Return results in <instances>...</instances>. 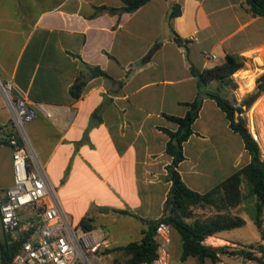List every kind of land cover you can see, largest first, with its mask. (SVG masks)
Masks as SVG:
<instances>
[{
	"label": "crops",
	"instance_id": "0c3cea01",
	"mask_svg": "<svg viewBox=\"0 0 264 264\" xmlns=\"http://www.w3.org/2000/svg\"><path fill=\"white\" fill-rule=\"evenodd\" d=\"M10 1L0 0V77L13 81L15 98L70 109L69 126L64 118L54 123L41 113L26 126L69 219L105 231L104 251L140 241L143 230L164 215L172 158L163 129H178L165 115L185 116L186 104L196 99L198 80L190 68L209 69L225 63L228 54L241 56L245 67L233 75L234 93L251 94L261 75L257 69H264V16L253 15L245 0H150L132 13L97 16L96 7L124 4ZM176 4L181 14L169 19ZM82 62L110 78H92L75 99L69 90ZM254 73L246 90L241 83ZM220 89L228 90L218 81L206 87ZM11 128L0 96V134ZM192 129L177 167L191 190L205 194L250 163L242 136L213 99L204 96ZM0 174L5 190L13 184L7 143L0 145ZM125 220L136 223L139 238L118 245L110 227Z\"/></svg>",
	"mask_w": 264,
	"mask_h": 264
},
{
	"label": "trees",
	"instance_id": "16d2710c",
	"mask_svg": "<svg viewBox=\"0 0 264 264\" xmlns=\"http://www.w3.org/2000/svg\"><path fill=\"white\" fill-rule=\"evenodd\" d=\"M124 4L122 8H112L108 6L96 7L94 16L99 14H123L132 13L147 4L150 0H121ZM249 11L256 16H264V0H245ZM181 14V6L173 5L169 13V19ZM174 40L182 44L183 40L173 32ZM159 45H156L154 51ZM245 67V58L228 54L225 63L216 65L209 69L198 70L191 67V73L198 80V95L196 99L187 103L189 110L183 117L165 115L168 119L178 124L176 131L163 129L169 136L166 145V152L172 158V162L167 166V177L172 182L171 190L164 205V215L156 222L151 223L147 229L143 230L140 241L131 242L116 250L122 251L129 257L126 264H139L143 261H151L156 254V242L154 239L155 227L158 221H163L171 226L172 231H176L181 238L182 254L181 261L184 262L189 256L198 257L200 264H204L206 259L216 263L220 261V254H228V246L212 247L203 245L202 242L209 237L218 235L223 231L242 227L245 224L244 218L239 215H223V209L236 208L246 199H254L255 212L252 221L260 230L262 227V214L264 211V159L262 158L259 145L253 140L245 121L240 114L244 111L242 106L233 105L220 91L210 92L206 90L209 83L218 81L222 86L237 88L233 80V75ZM96 77L110 78L108 74L98 66H91L85 62L80 64L78 74L74 84L70 87V94L73 98H80L89 80ZM257 90L248 94L244 98L242 105L252 106L255 101L264 93V75L257 79ZM240 92V91H239ZM204 96L213 99L218 107L226 114L230 122V127L239 133L245 144V148L251 155L250 163L230 176L219 186L211 191L200 194L188 188L177 171L178 165L185 159L183 144L193 134L192 125L199 116ZM100 107L96 113L101 111ZM7 141L0 142L1 144ZM8 144V143H7ZM246 186V194L242 191V185ZM211 207L216 209V216L206 221L187 222L191 215L192 207ZM82 227L91 231L92 227L86 221L81 223ZM20 246L19 241L9 242L0 236V264H13L14 258ZM240 256H251L250 252L240 250L235 253Z\"/></svg>",
	"mask_w": 264,
	"mask_h": 264
},
{
	"label": "built area",
	"instance_id": "2783aa9c",
	"mask_svg": "<svg viewBox=\"0 0 264 264\" xmlns=\"http://www.w3.org/2000/svg\"><path fill=\"white\" fill-rule=\"evenodd\" d=\"M13 89V81L0 77V96L12 127L7 134H0V142L7 141L12 151L13 171V184L0 197V229L10 242H20L14 264H102L108 247L106 232L87 231L69 219L26 129L38 113L54 123L64 118L69 126L70 109L15 98ZM249 132L262 147L260 133L254 128ZM172 232L170 225L158 221L155 257L139 264H171Z\"/></svg>",
	"mask_w": 264,
	"mask_h": 264
},
{
	"label": "rangeland",
	"instance_id": "374dc122",
	"mask_svg": "<svg viewBox=\"0 0 264 264\" xmlns=\"http://www.w3.org/2000/svg\"><path fill=\"white\" fill-rule=\"evenodd\" d=\"M10 1V0H5ZM12 2V0L10 1ZM264 73V72H263ZM261 75H264L261 73ZM259 75L257 79L261 76ZM258 87L256 81V88L252 92H256ZM227 91L220 92L225 95L226 97L230 96L232 102H234L237 107L242 106L243 112L241 113V118L245 121L246 126L248 129H255L259 133H261L262 122L260 113L257 110V102L260 98L264 97V93L255 101V103L250 106L249 108L245 105H242L243 100L245 97H241L245 92H238V97L235 95L234 90L236 88L226 87ZM239 98V101H237ZM228 99V98H227ZM229 100V99H228ZM261 135V134H260ZM260 151L262 154V158L264 159V150L263 147H260ZM0 174V188H2L4 180ZM242 191L246 194V186L242 185ZM4 190L0 189V195H2ZM191 215L187 219V222L194 223V221H206L210 218L216 216L217 212L215 208L211 207H192L190 209ZM255 212V201L254 199H245L243 203L238 205L236 208H225L221 212L223 215H239L246 221L242 227L235 228L232 230H228L223 232L222 234H218L211 238H207L202 242L203 245L217 247V243H221L222 246H228V254H220V261L219 262H212L210 259H206L204 264H262V258L264 257V211L262 214V227L259 230L257 226L252 221V216ZM133 223L130 225L129 223ZM122 223H128L120 227ZM138 226L135 222L130 220L120 221L115 225L110 227L111 235L113 236V240H116V244L118 245H125L131 241L138 240L139 233H138ZM0 236L2 239H8L5 236L1 229H0ZM225 239L228 240L226 242H221L218 239ZM10 242V241H9ZM120 247V246H119ZM119 247H111L110 249L103 252L102 256V264H126L129 257H126L122 251L116 250ZM244 250L251 253V256H240L235 255L233 253ZM170 256H171V264H200V260L198 257L189 256L184 262L181 261V254H182V245H181V238L179 234L173 230L172 232V244L170 246ZM14 264V262H13Z\"/></svg>",
	"mask_w": 264,
	"mask_h": 264
},
{
	"label": "bare ground",
	"instance_id": "6f19581e",
	"mask_svg": "<svg viewBox=\"0 0 264 264\" xmlns=\"http://www.w3.org/2000/svg\"><path fill=\"white\" fill-rule=\"evenodd\" d=\"M259 64V60L257 61ZM257 72L263 73L264 69L259 70L257 69ZM245 73V72H244ZM258 74L254 73L251 75L245 82H242L241 85L246 89L249 90L254 82V79L256 78ZM257 110L258 113H260L261 116V122H262V128H261V136H260V142L264 150V97L260 98V100L257 102Z\"/></svg>",
	"mask_w": 264,
	"mask_h": 264
}]
</instances>
